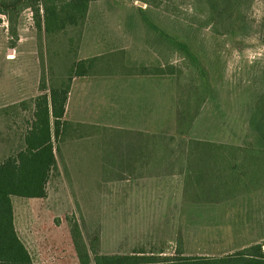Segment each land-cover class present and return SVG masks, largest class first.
I'll return each instance as SVG.
<instances>
[{
    "label": "rangeland",
    "instance_id": "374dc122",
    "mask_svg": "<svg viewBox=\"0 0 264 264\" xmlns=\"http://www.w3.org/2000/svg\"><path fill=\"white\" fill-rule=\"evenodd\" d=\"M30 1L20 4L26 6ZM34 1L16 20L13 18L22 43L17 44L19 37L2 43L1 39L10 36L8 31L0 36V105L39 95L41 76L50 87L52 78L57 82L61 77L65 79L72 64L83 60L79 54L83 52L82 25L46 35L43 0ZM101 3L104 9H115L121 15L109 17L111 30L98 22L94 27L93 19L87 23L88 32L96 35L92 36L93 45L83 52L94 59L91 72L98 79L91 83L123 82L125 79L105 76L130 74L142 67L153 70L162 66L164 72L138 74V117L135 113L129 116L119 101L106 97L112 104L92 103L93 122L99 126L86 128L88 134L79 137L77 143L68 139L71 130L65 127L54 144L61 174L50 177L45 198L11 197L14 226L33 264H79L71 239L75 223L86 246L93 244L99 254L170 251L176 246V239L167 241L166 231L141 238L135 209H123L124 214L114 220L117 224L110 223V209L105 207L104 199L138 200V190L133 177L129 179L121 171L114 175L102 165H113L115 156L127 150L134 153L132 138L138 136L143 141L138 151L178 150L181 141L188 140L240 148L264 147L256 130V105L264 94V0H138V6L134 0ZM3 22L7 26H2ZM38 22L42 29L37 27ZM10 25L7 17H0V30ZM13 48L12 53H7ZM13 55L15 63L7 65L5 62ZM99 96L102 100L104 95ZM71 103H77L75 95ZM102 107L111 110L99 111ZM110 122L125 127H103ZM77 153L93 156L75 161L72 157ZM64 159L70 164L68 170ZM74 162L80 167H74ZM249 167L250 171L248 166H242L247 177L241 178L236 187L226 175L227 186L223 187L227 191L219 193L221 199L264 201V172L255 171L253 164ZM206 193H198L199 200L213 194ZM261 210L258 223L263 227L264 209ZM191 217L200 227L201 219L207 215ZM187 224L188 219L182 222V228ZM261 234L264 236V231ZM199 240H192L191 245Z\"/></svg>",
    "mask_w": 264,
    "mask_h": 264
},
{
    "label": "crops",
    "instance_id": "0c3cea01",
    "mask_svg": "<svg viewBox=\"0 0 264 264\" xmlns=\"http://www.w3.org/2000/svg\"><path fill=\"white\" fill-rule=\"evenodd\" d=\"M15 1L0 0V17H7L8 24H11L8 29L5 27V30H0L1 37H4V32L7 31L10 35L9 37L1 39L2 43L7 42L11 38L17 40V37H19V40L16 41L17 44H21L23 40L18 34L15 20L21 11L30 8V3L25 6L20 3L26 0H17V3ZM101 1L91 0L88 4L85 20L82 25L81 48L83 52L85 48L93 45L94 40H92V36H96L88 32L87 23L93 22L94 20L96 22L94 24L95 26L93 25L94 27L98 26V23H102L100 26L105 27L106 30H111L113 23L109 17L121 15L120 11L101 7ZM134 4L138 6V0H134ZM95 17L101 18L95 20ZM2 24V26H7L5 22ZM85 32L88 33V36ZM6 34L8 35V33ZM114 38L122 39L121 36H115ZM2 43H0V46ZM14 49L8 50L7 53H12L11 51H14ZM83 52L79 53L80 58L83 57V60L92 58L89 53L84 55ZM13 56V59H7L5 62L7 65L15 63L16 56ZM105 78L125 79V81L103 82L100 85L93 84L91 80L98 79L93 74L84 77H73L71 80L65 112L61 120L63 123L61 135L64 134V129L67 126L71 130L68 139L73 144L78 142L79 137L88 134L85 130L86 128L99 126V124L93 122L95 121V116L93 115L94 107H92V103L112 104V101L107 100L106 97H110L117 102L119 101L125 107L124 110L129 112V116L135 113L138 117V72L121 76L116 75L114 77L105 76ZM131 80L136 81L135 83H131ZM98 94L104 95L102 100V96L97 97ZM73 95H75L77 100L75 105L71 103ZM36 96L38 94L29 97H20L16 101L0 105V159L11 155L21 147V137L27 129L28 123H30L33 110L30 100ZM149 102L151 103L150 99ZM104 109L108 110L110 108L102 107L99 111ZM135 122L138 123V118ZM103 127L122 129L125 126H119L118 123L112 124L110 122L106 123ZM136 127H138V124ZM82 130L86 132L83 133ZM196 141L206 142L203 140ZM186 142L181 141L182 144ZM207 142L220 144L211 141ZM131 144L135 146L134 153L132 150H127L126 153L115 156L113 165H102V168L105 167V169L110 170V173L114 175L120 174L118 171H121V173L128 174L127 177L129 179L133 177V184L137 185L138 190V200L129 199L117 201L104 199L105 207L110 209V212H107L111 219L110 223L117 224L114 220L119 219V216L124 214L123 209L132 208L135 209L134 215L136 217L138 216V235L141 238H151L152 234L155 236L156 233L166 231L168 235L167 241L176 239V246L170 251H165V249L158 251L155 249L151 251L139 250L131 254L220 259L256 244H261L262 250L264 251V236L261 234L264 231V225L262 227L258 223L262 212L261 209H264V201H260L259 199L243 201L234 197L221 199L220 194L216 196L214 194L199 200L198 193L200 191L205 193L208 190L205 186L215 184V182L211 183L210 181L199 178L200 171L206 169V164L201 161L207 158L206 155L190 153L182 150L183 148L180 147L178 148L179 150L170 151H138V136L132 138ZM73 156L72 158L75 161H79L81 159L89 160L93 155L77 153ZM55 158L57 171L53 176H58L61 174V170L56 153ZM69 165L64 159V166L67 170L70 168ZM73 166L77 168L80 167V164L74 162ZM213 167L217 168L215 165ZM239 183L240 179L234 180L230 178V184L235 187ZM256 189L255 187L254 190ZM220 190L221 187L219 188V192L222 191ZM192 191L196 193H194V199L191 195ZM224 191H227V189ZM46 192L48 193L47 185ZM252 194H255V191ZM237 196L241 197L242 195L238 194ZM249 209H253V211ZM188 214L190 215L188 216ZM195 214L207 215V217L201 219L200 227L197 226L198 224L191 217V215ZM246 215L250 217L246 218ZM186 219H188V224L182 228V222L185 224ZM197 239L200 240L193 247L191 245L192 240ZM116 254L122 255L124 253L114 252L108 255Z\"/></svg>",
    "mask_w": 264,
    "mask_h": 264
},
{
    "label": "trees",
    "instance_id": "16d2710c",
    "mask_svg": "<svg viewBox=\"0 0 264 264\" xmlns=\"http://www.w3.org/2000/svg\"><path fill=\"white\" fill-rule=\"evenodd\" d=\"M90 1L43 0L45 34L60 33L67 26L80 27L83 25ZM37 2L38 0L34 1V3ZM50 22L53 25L51 30ZM36 25L42 29L39 22ZM93 60L74 62L66 78L61 77L62 80L58 82L52 78L50 87L42 76L40 77L38 86L40 94L30 100L33 110L30 123L21 137V147L11 155L0 159V264H33L14 226L11 197L26 199L46 197V185L57 171L55 153L58 150L54 144L62 132L61 120L64 116L71 80L73 77L92 74ZM163 68L160 66L151 70L148 67H142L138 69V74H162ZM256 110L259 114L256 130L264 143V94L260 97ZM141 142L143 143L138 138V145H141ZM180 144L182 150L207 156L206 159L201 160L206 164V169L200 171L199 178L211 183L215 182V184L205 186L208 189L207 192L213 193L212 195L219 194L220 187L221 190H225L226 187L223 186H227L224 181L226 175L228 182L229 178L245 179L247 172L242 169V166H248L250 171L249 166L253 164L255 171L264 172V147L260 149L230 147L196 140ZM141 151H144V148ZM214 165L217 168H214ZM236 172L238 175H235ZM229 174L231 177H228ZM71 239L79 264H264V251L261 244L249 246L220 259H209L151 254H99L93 244L86 246L80 227L76 223L71 228ZM91 253L93 258L90 257Z\"/></svg>",
    "mask_w": 264,
    "mask_h": 264
}]
</instances>
